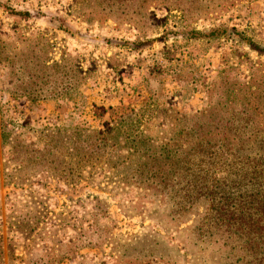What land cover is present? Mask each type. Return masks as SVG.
Returning a JSON list of instances; mask_svg holds the SVG:
<instances>
[{
    "label": "rangeland",
    "instance_id": "rangeland-1",
    "mask_svg": "<svg viewBox=\"0 0 264 264\" xmlns=\"http://www.w3.org/2000/svg\"><path fill=\"white\" fill-rule=\"evenodd\" d=\"M183 1L0 0L2 264H241L239 249L250 245L209 237L202 199L156 198L131 213L130 195L63 182L47 154L32 163L45 129L107 128L113 109L145 99L163 122H184L211 102L221 127L247 125L245 135L218 138L248 139L249 153L264 156V0H191L180 11ZM165 130L155 122L148 134L162 140ZM227 182V171L211 177ZM94 197L110 215L98 220L104 241L71 252L73 225L89 231ZM8 244L22 261L8 258Z\"/></svg>",
    "mask_w": 264,
    "mask_h": 264
},
{
    "label": "trees",
    "instance_id": "trees-1",
    "mask_svg": "<svg viewBox=\"0 0 264 264\" xmlns=\"http://www.w3.org/2000/svg\"><path fill=\"white\" fill-rule=\"evenodd\" d=\"M145 1V0H144ZM147 1V0H146ZM187 1L180 4V11L186 10ZM193 1V0H192ZM85 77H79L77 90ZM58 95L55 98H64ZM32 100L46 101L45 96H32ZM151 103L143 100L141 107L130 104L113 109L109 126L95 129L90 126L68 129L62 126L47 128L41 132L39 142L43 154L32 158L37 165L42 155L54 157L58 174L63 182L71 185L96 186L121 197L131 196L127 208L138 212L153 199L178 198L196 204L202 199L205 214L202 221L209 237L222 239H243L239 249L241 264H264V156L249 153L252 143L248 139L236 140L218 138L222 132L245 135L247 125L233 130L221 127L213 118V106L198 112L188 120L183 117L160 118V111L149 108ZM160 119L162 121H160ZM165 123L168 137L148 134V127ZM171 122H180L169 126ZM221 129V130H220ZM235 130V131H234ZM262 144H260L261 147ZM33 151V150H32ZM40 151H38L39 153ZM167 167L168 173L154 171ZM147 168V169H146ZM227 168V169H226ZM231 170V171H230ZM227 171L229 182L222 187L211 183L212 175ZM129 186L136 190L131 191ZM92 223L89 231L73 225L75 240L66 245L71 252L85 247H100L107 232L98 226V220L109 219L105 203L94 197ZM65 225L63 226V229ZM9 230L22 233V227L9 222ZM76 232V231H75ZM8 258L22 261L15 254V248L8 244ZM249 248V252L247 249ZM59 260L54 261L56 264ZM3 262V246L0 237V264Z\"/></svg>",
    "mask_w": 264,
    "mask_h": 264
},
{
    "label": "crops",
    "instance_id": "crops-1",
    "mask_svg": "<svg viewBox=\"0 0 264 264\" xmlns=\"http://www.w3.org/2000/svg\"><path fill=\"white\" fill-rule=\"evenodd\" d=\"M49 103V101L47 100V104ZM47 107H49V108H54L53 106H51V105H47ZM43 107H39L38 109H39V113L38 114H42V116L43 115H45L46 113H45V110H41Z\"/></svg>",
    "mask_w": 264,
    "mask_h": 264
}]
</instances>
